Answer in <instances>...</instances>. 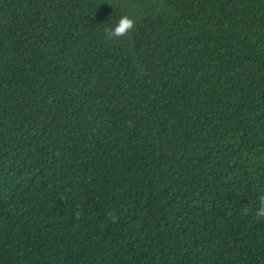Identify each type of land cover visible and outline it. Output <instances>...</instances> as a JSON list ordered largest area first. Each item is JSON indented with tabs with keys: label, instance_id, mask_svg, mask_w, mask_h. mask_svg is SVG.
<instances>
[{
	"label": "trees",
	"instance_id": "16d2710c",
	"mask_svg": "<svg viewBox=\"0 0 264 264\" xmlns=\"http://www.w3.org/2000/svg\"><path fill=\"white\" fill-rule=\"evenodd\" d=\"M261 197L264 0H0V264H264Z\"/></svg>",
	"mask_w": 264,
	"mask_h": 264
},
{
	"label": "clouds",
	"instance_id": "9594fccd",
	"mask_svg": "<svg viewBox=\"0 0 264 264\" xmlns=\"http://www.w3.org/2000/svg\"><path fill=\"white\" fill-rule=\"evenodd\" d=\"M134 27V20L128 15H122L119 18L118 24L111 31L107 32V37L109 39L125 37ZM260 200V207L256 210L255 215L257 218H264V197H261ZM244 211L247 212V209H244Z\"/></svg>",
	"mask_w": 264,
	"mask_h": 264
}]
</instances>
